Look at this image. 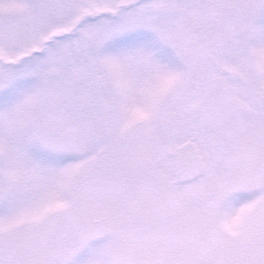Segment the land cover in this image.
I'll list each match as a JSON object with an SVG mask.
<instances>
[{"label": "snow or ice", "instance_id": "snow-or-ice-1", "mask_svg": "<svg viewBox=\"0 0 264 264\" xmlns=\"http://www.w3.org/2000/svg\"><path fill=\"white\" fill-rule=\"evenodd\" d=\"M0 264H264V0H0Z\"/></svg>", "mask_w": 264, "mask_h": 264}]
</instances>
